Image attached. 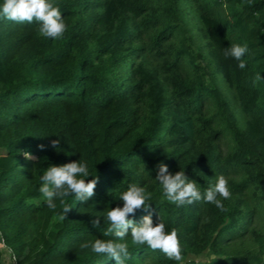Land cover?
<instances>
[{"label": "trees", "instance_id": "obj_1", "mask_svg": "<svg viewBox=\"0 0 264 264\" xmlns=\"http://www.w3.org/2000/svg\"><path fill=\"white\" fill-rule=\"evenodd\" d=\"M53 3L67 26L60 38L41 36L35 21L0 19V234L17 264H116L81 244L114 238L103 235L106 213L130 184L151 201L129 218L175 228L184 259L129 235L125 264H264V0ZM232 44L248 47L243 69L223 55ZM76 160L99 177L95 195L63 198L71 210L59 221L60 198L46 206L40 177ZM159 163L202 193L223 175L224 210L168 201Z\"/></svg>", "mask_w": 264, "mask_h": 264}, {"label": "clouds", "instance_id": "obj_2", "mask_svg": "<svg viewBox=\"0 0 264 264\" xmlns=\"http://www.w3.org/2000/svg\"><path fill=\"white\" fill-rule=\"evenodd\" d=\"M0 19H7L17 23L39 24V34L45 38H60L66 31V24L61 15L59 7L55 6L53 0H3L0 4ZM248 52L246 44H232L224 50L225 58L232 57L237 60L238 67H246L242 57ZM262 79L261 75L256 76V80ZM255 83V81H254ZM53 148L60 145V137L50 140ZM41 149L44 145H39ZM26 159H33L31 153L22 152ZM92 176L87 180L85 178ZM162 186L164 197L178 207L191 205L197 201L204 200L213 203L221 211L224 205L217 197L227 200L231 197L228 181L223 175L216 178V182L209 186L203 193L197 187V182L189 179L184 171H177L174 174L169 172L168 166L159 163L155 176ZM99 177L96 174L90 175L87 162L72 161L60 165H51L40 177L38 192L43 202L49 209H56L57 198L63 205L62 213L58 214V220L67 219L66 214L71 210V206L63 199L74 195L76 200L87 201L95 195V188ZM119 200L123 201V206L109 208L106 213L108 226L103 232L109 239L96 238L92 242L81 244L82 248L91 250L107 258H114L116 264H125L130 259L129 244L126 237L130 235L133 246L147 245L153 251L163 252L169 260L181 262L184 259L181 243L175 228L166 230L162 222L153 223L151 215L143 216L140 223H135L130 216H134L137 210L149 209L151 194H146L144 187L130 184L127 189L119 194ZM29 203H40V201L29 200ZM94 228H100L101 219L95 216L91 220ZM130 229V232H129ZM0 253L9 259V264H15L17 257L14 250L9 247L0 234Z\"/></svg>", "mask_w": 264, "mask_h": 264}, {"label": "rangeland", "instance_id": "obj_3", "mask_svg": "<svg viewBox=\"0 0 264 264\" xmlns=\"http://www.w3.org/2000/svg\"><path fill=\"white\" fill-rule=\"evenodd\" d=\"M258 227L260 228L259 225H258ZM211 257H212V254H211L209 251H207V252L201 254L199 257H197L196 260H197L199 263H202V262H204V261H207V260H208L209 258H211ZM5 264H6V263H5Z\"/></svg>", "mask_w": 264, "mask_h": 264}, {"label": "built area", "instance_id": "obj_4", "mask_svg": "<svg viewBox=\"0 0 264 264\" xmlns=\"http://www.w3.org/2000/svg\"><path fill=\"white\" fill-rule=\"evenodd\" d=\"M2 254H3V253H2ZM3 258H4L5 263H6V264H9V259L6 258L4 255H3ZM15 264H17V262H15Z\"/></svg>", "mask_w": 264, "mask_h": 264}]
</instances>
